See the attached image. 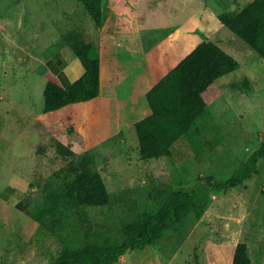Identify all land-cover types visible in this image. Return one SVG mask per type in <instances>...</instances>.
Here are the masks:
<instances>
[{
  "label": "rangeland",
  "instance_id": "1",
  "mask_svg": "<svg viewBox=\"0 0 264 264\" xmlns=\"http://www.w3.org/2000/svg\"><path fill=\"white\" fill-rule=\"evenodd\" d=\"M251 1L103 0L97 27L78 0H0V264H52L64 246L117 244L139 214L155 213L175 192L193 191L195 206L180 222L114 264H231L239 242L247 244L253 264H264V160L228 191H213L201 180L230 178L264 142V61L217 18ZM72 30L97 44L100 94L43 113L46 61L57 57ZM201 41L239 62L218 79L221 94L196 124L201 152L181 137L171 156L143 160L134 124L150 112L145 95ZM70 53L66 75L76 64L83 69ZM59 125L82 137L111 202L62 205L45 230L2 193L20 187L33 199L31 210L47 203L68 164L50 142V129Z\"/></svg>",
  "mask_w": 264,
  "mask_h": 264
},
{
  "label": "trees",
  "instance_id": "2",
  "mask_svg": "<svg viewBox=\"0 0 264 264\" xmlns=\"http://www.w3.org/2000/svg\"><path fill=\"white\" fill-rule=\"evenodd\" d=\"M97 27L103 20V0H78ZM218 21L247 44L264 61V0H252L239 12L218 15ZM66 43L84 68L83 74L66 87L50 72L43 73L42 111L49 113L71 104L88 102L100 94L101 61L97 44L89 34L70 31ZM239 68L232 55L211 41L195 45L147 91L149 114L134 124L141 159H158L172 154L173 144L184 137L197 154L201 141L195 132L197 122L209 114L208 105L221 94L218 79ZM56 155L65 160L64 181L47 193V203L36 206L29 216L43 229L57 222L62 205L108 206L110 194L102 176L94 167V156L85 148L82 137L73 128L59 125L49 131ZM264 160V142L238 170L226 180L203 177L213 191H228L240 186L257 171ZM197 192H175L163 201L155 213L139 214L126 225L117 244L87 242L77 248L64 246L52 264H114L129 250L143 249L157 240L171 223L180 222L195 206ZM231 264H253L246 243L239 242Z\"/></svg>",
  "mask_w": 264,
  "mask_h": 264
},
{
  "label": "crops",
  "instance_id": "3",
  "mask_svg": "<svg viewBox=\"0 0 264 264\" xmlns=\"http://www.w3.org/2000/svg\"><path fill=\"white\" fill-rule=\"evenodd\" d=\"M103 13H104V10H103ZM65 38H66V34L64 36L63 46L60 48L59 53L57 54V57L46 61V70H47L46 72H50L55 77H57L61 85L64 87H66L69 83L73 82L78 77H80L84 72V68L82 67L83 69H81V67L76 64V66L73 69L71 68L70 72H68L69 74L66 75V66H67L66 52L71 51L70 56H72L74 60L77 61L78 58L75 57L76 55H74V52L70 48L69 44L66 43ZM79 63L80 61L78 62V64ZM70 75H72L73 78H71ZM101 86H102V66H101ZM66 107L56 110V111L49 112V114H53L55 112L64 110ZM2 194H3V196L1 195L3 197L2 200H4L6 203L7 201L10 203H13V205L18 209V211L23 216L24 215L29 216V213L31 211V206L33 203V199L31 197H28L25 194V191L23 189H21L20 187H11L10 190H8L7 195L6 193H2Z\"/></svg>",
  "mask_w": 264,
  "mask_h": 264
}]
</instances>
